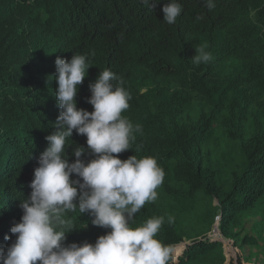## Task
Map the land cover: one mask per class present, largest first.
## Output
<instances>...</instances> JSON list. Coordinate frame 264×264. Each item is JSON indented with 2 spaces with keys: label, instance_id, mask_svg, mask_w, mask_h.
Returning <instances> with one entry per match:
<instances>
[{
  "label": "trees",
  "instance_id": "16d2710c",
  "mask_svg": "<svg viewBox=\"0 0 264 264\" xmlns=\"http://www.w3.org/2000/svg\"><path fill=\"white\" fill-rule=\"evenodd\" d=\"M251 86L264 0H0V264H199L220 244L176 251L188 239L159 194L173 211L211 197L226 237L262 202ZM191 91L243 142L228 188L204 163L207 119L182 122Z\"/></svg>",
  "mask_w": 264,
  "mask_h": 264
},
{
  "label": "rangeland",
  "instance_id": "374dc122",
  "mask_svg": "<svg viewBox=\"0 0 264 264\" xmlns=\"http://www.w3.org/2000/svg\"><path fill=\"white\" fill-rule=\"evenodd\" d=\"M233 62L229 60L218 66L217 80L229 82L233 74ZM140 85L143 92L153 89L152 84L147 81H142ZM169 89L179 90V86L172 81ZM191 94L195 100L187 106L181 117L182 122L191 126L207 119L202 144L204 163L214 172L218 186L228 188L231 186L234 174L243 166V142L228 135L224 117L216 118L217 112L211 109L212 104L204 95L197 96L193 91ZM249 98L252 99V104L246 118L245 139L253 135L256 124L264 125V89L259 86L254 87ZM223 114L227 115L228 112L224 110ZM159 202L167 214H172L177 227L186 233L188 240L177 246L176 251L182 250L186 244L212 239L220 245L199 264H264V199L257 207L239 218L228 230L229 237L222 233V215L211 197L199 194L197 200L186 210L178 209V211L170 208V204L178 207V203L166 192L159 194Z\"/></svg>",
  "mask_w": 264,
  "mask_h": 264
}]
</instances>
